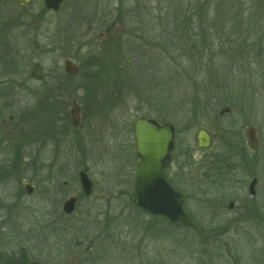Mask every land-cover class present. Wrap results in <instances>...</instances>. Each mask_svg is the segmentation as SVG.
Segmentation results:
<instances>
[{"label":"rangeland","instance_id":"obj_1","mask_svg":"<svg viewBox=\"0 0 264 264\" xmlns=\"http://www.w3.org/2000/svg\"><path fill=\"white\" fill-rule=\"evenodd\" d=\"M197 27L212 57L195 58L183 46L185 30ZM229 33L234 53L226 51ZM12 56L17 64L7 72ZM67 59L79 68L67 79L68 98L81 103V122L60 151L36 145L29 154L24 147L16 165L7 166L11 156L2 145L0 251L18 264H264V0H64L56 11L44 0H0V80L17 84L9 85L17 101L5 112L19 111L21 119L34 104L43 105L45 83L26 81L32 64L62 73ZM224 106L230 111L219 115ZM139 115L174 120L180 150L195 161L198 126L217 134L214 153L232 137L245 145V128L253 126L256 214H219L226 228L196 233L138 208L131 125ZM82 166L93 183L87 198L77 179ZM72 195L79 201L64 215L61 202Z\"/></svg>","mask_w":264,"mask_h":264},{"label":"flooded vegetation","instance_id":"obj_2","mask_svg":"<svg viewBox=\"0 0 264 264\" xmlns=\"http://www.w3.org/2000/svg\"><path fill=\"white\" fill-rule=\"evenodd\" d=\"M34 42L36 43L37 48L33 47ZM38 47L39 46L37 42L33 41L32 48L34 50H37ZM14 55L17 56L16 53ZM15 60L16 59H14L13 56L11 57V59L7 60V72H9V69H15ZM70 62L73 64L72 61ZM35 63L40 66V64L37 62H34L33 64ZM76 67L77 72L71 70L70 73H66L65 70V72L63 71L62 73H60L58 69H55L50 74V72H43L40 66L42 74V79L40 80L34 79L31 76L30 70L31 78H27V82H36L40 84L45 83V88H42V91L44 93V103L43 105L42 103L40 105L38 104V106L34 104V108L32 110L28 109L27 112L24 111V116L21 117V119V114L19 113V111L5 112V110L11 109L10 107L12 106L13 102L17 101V99L14 97L16 92H14L13 88H10L9 86L15 85L14 87H16V82L8 78H3L2 80H0V115L2 113H4V115L5 113H8L6 119L4 117L0 118V151L2 149V145L6 144L8 148L6 152L11 156L10 163H6L7 166L16 165L19 162V154L21 152V148L26 147L25 150L29 153V150L32 149V146L36 147L37 145L38 147H40L41 145H44L45 147L47 146L46 148L52 146L51 148H53L54 150L60 151L61 147H64V145L67 143L68 133L70 131H74V129L77 128L79 123L81 122V103L77 101L76 97L71 96V98H68V93L72 94L73 91L71 92L72 89H70L69 87L70 85H72V82L68 80L67 77L75 76L78 74L79 68L78 66ZM27 90L30 94L35 93L34 89L29 90L28 88ZM5 99H12V101L8 103L7 101H5ZM36 113L41 120L37 121L38 118L36 116ZM154 120H156L159 124L169 123L171 125L173 131V145L170 153V161L164 167L163 171L170 186L174 190L181 193V195L183 196V209L187 216L201 227V232L205 229L214 230L221 227L226 228L229 224L219 223L216 217L219 214L225 216L232 213L238 215L245 214L247 216H254V214H256L258 207L255 204L254 198L257 194L256 192L259 180L258 177L255 176L249 169H254L257 167V160H255L256 158L252 157L254 155L253 152L256 151L252 150L251 154V151L248 150H251V148L247 144L245 131L243 135L244 139L246 140L245 145L241 137L236 141L233 140L232 137L229 142L227 141V139H225V143L223 144L222 149L217 150L218 153H214L211 151L212 149L215 150L214 144L216 142V139L218 138L217 134L204 128L210 134H214L215 138L210 146L206 148H199L195 144L194 133L198 128L203 127L198 126L194 130V133L192 135V142L195 147L194 149L196 152H198L197 156L199 157V159H197L198 161H195L193 159V154L188 153V150H186L185 152H182V150H180L182 144L181 140L179 141V125L176 124L174 120L165 119L162 117L160 119ZM18 124H22V127H19ZM188 124V122H184V126H186L184 128H189ZM25 125L29 126L26 131L24 129L26 127ZM246 151H249L250 154L248 155ZM28 153L27 157L30 154ZM207 158L208 160H206ZM27 164L32 165L31 163ZM84 167L86 166H82V168ZM2 177L3 176L0 173V178ZM253 179H255V182L253 184L254 194L251 195L249 193V190ZM63 184H66V182H64ZM78 184L81 196L83 197L79 180ZM27 185L28 184L25 185V189ZM243 189H246L247 196L243 195L242 197H240L239 194H241ZM68 197L62 200L61 210L63 202ZM76 197L78 198V203L79 196ZM208 197L212 201H210ZM191 199H193V204L192 207H189L188 203ZM201 211L203 215L202 218L196 217V215L193 213ZM62 213L64 215H68L65 214L63 210ZM154 216L159 217L164 224L173 228L183 227L185 229L195 231L193 227L185 226L180 222L172 223L164 216ZM229 220L232 223L234 221L233 219ZM202 221H205V226ZM235 221H239V219H237L236 217ZM9 255L10 254H8V252L1 250L0 264H18V262L12 259ZM24 261H21L22 263H19L27 264V262Z\"/></svg>","mask_w":264,"mask_h":264},{"label":"water","instance_id":"obj_3","mask_svg":"<svg viewBox=\"0 0 264 264\" xmlns=\"http://www.w3.org/2000/svg\"><path fill=\"white\" fill-rule=\"evenodd\" d=\"M29 0H17L22 5ZM63 0H44L47 9L56 11ZM37 48L36 43L33 44ZM65 70L77 72V67L69 60L65 61ZM31 76L34 79H42L41 68L38 64H33ZM230 108L224 106L219 110V115L228 113ZM134 145L139 162L136 167V174L133 183L135 205L150 214L166 217L170 222H180L185 226H191L197 233L201 232V227L193 222L183 209V196L174 190L168 183L164 167L170 161V153L173 145V131L169 123L159 124L156 120L143 115L137 116L132 123ZM247 144L251 150H258L255 128L249 126L245 130ZM215 135L210 134L204 128H198L194 133V141L197 147L206 148L211 145ZM78 180L83 196H89L92 192L93 183L87 175V168L78 171ZM252 180L249 193L254 194ZM26 192L31 193L32 187L26 186ZM77 202L76 196L68 197L62 205L65 214L74 211Z\"/></svg>","mask_w":264,"mask_h":264},{"label":"trees","instance_id":"obj_4","mask_svg":"<svg viewBox=\"0 0 264 264\" xmlns=\"http://www.w3.org/2000/svg\"><path fill=\"white\" fill-rule=\"evenodd\" d=\"M196 7V6H195ZM194 7V8H195ZM192 14H189L190 16H193V14H195L197 11L196 10H192V8L190 9V11ZM189 27V26H188ZM186 29V27L184 28ZM188 30H185L187 35H186V41H185V44L183 46H187L188 50H190L193 57H199V58H205V55H207L208 57H212L213 54L212 53V49L210 48V45H206L204 44V42L207 43L206 40H204V38L202 37H199V31H202L201 30V27H197V32H194L193 29L190 30V28H187ZM215 30H219L220 33H222L223 31V25L219 23L218 27L217 28H214ZM233 35H231L229 33V35L226 36L227 38V42L229 44V48L226 50L227 52H231V53H234L235 51L233 50V46L232 44L234 43L233 40L231 39ZM235 38V37H234ZM233 42V43H232ZM222 43V42H221ZM166 45L170 46V43L169 41L167 40L166 42ZM174 46V44L172 45ZM222 103V102H221ZM220 104V103H219Z\"/></svg>","mask_w":264,"mask_h":264}]
</instances>
